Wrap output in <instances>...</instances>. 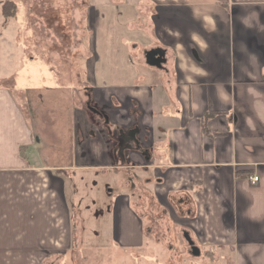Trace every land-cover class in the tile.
Listing matches in <instances>:
<instances>
[{
    "label": "crops",
    "instance_id": "crops-1",
    "mask_svg": "<svg viewBox=\"0 0 264 264\" xmlns=\"http://www.w3.org/2000/svg\"><path fill=\"white\" fill-rule=\"evenodd\" d=\"M129 4L89 5L87 73L66 60L81 113L70 129L74 164L30 165L17 134L15 79L0 87V264L77 257L82 232L61 176L77 171L118 179L111 210L120 248L161 244L153 202L172 229L174 257L193 256L188 234L213 260L264 264V0ZM157 48L166 53L162 68L146 61Z\"/></svg>",
    "mask_w": 264,
    "mask_h": 264
},
{
    "label": "rangeland",
    "instance_id": "rangeland-1",
    "mask_svg": "<svg viewBox=\"0 0 264 264\" xmlns=\"http://www.w3.org/2000/svg\"><path fill=\"white\" fill-rule=\"evenodd\" d=\"M3 1L0 0V4ZM122 1H18L16 17L9 19L0 9V77L16 71L11 95L14 104L21 108L22 121H16L19 127L17 134L22 137V143L29 146L25 153L31 166L57 167L75 163L69 160V154L75 152L77 134L74 130L73 138L70 129L78 126L77 119L81 113L73 105V93L69 90L73 82L68 79L72 72L66 60L69 63L72 58L83 76L87 73L86 64L92 60L88 56L93 54L86 29L89 5L93 8H118L128 2L132 5L137 0ZM12 83L10 80L4 85ZM25 127L32 132L29 138ZM112 174L61 172L66 181L67 201L73 218L77 215L76 222H79L82 232V245L77 257L70 258L74 252H69L64 264H174L175 259V264H228L221 256L220 260H213L205 249L200 257H174L167 246L171 243L169 238H174L172 229L159 219L161 215L153 202L148 204L147 210L161 244L144 250L117 246L113 239L111 204L121 190L115 183L118 179ZM178 248L182 249L179 242Z\"/></svg>",
    "mask_w": 264,
    "mask_h": 264
},
{
    "label": "water",
    "instance_id": "water-1",
    "mask_svg": "<svg viewBox=\"0 0 264 264\" xmlns=\"http://www.w3.org/2000/svg\"><path fill=\"white\" fill-rule=\"evenodd\" d=\"M165 54V50L161 48L148 51L146 53L147 64L152 67L162 68L163 65L166 63ZM185 238L191 247V254L194 257H199L201 255L200 249L195 245V243L188 234H185Z\"/></svg>",
    "mask_w": 264,
    "mask_h": 264
},
{
    "label": "trees",
    "instance_id": "trees-1",
    "mask_svg": "<svg viewBox=\"0 0 264 264\" xmlns=\"http://www.w3.org/2000/svg\"><path fill=\"white\" fill-rule=\"evenodd\" d=\"M0 9L1 12L3 14V16H5L7 19L9 18H15L16 14H17V10H18V1L16 0H4L1 4H0ZM15 75H16V71L14 70L12 74H10L7 77H3L1 78V86L0 87H5L7 89H11V85H4L5 82L7 81H14L15 79ZM239 175H244L242 172L238 173Z\"/></svg>",
    "mask_w": 264,
    "mask_h": 264
},
{
    "label": "built area",
    "instance_id": "built-area-1",
    "mask_svg": "<svg viewBox=\"0 0 264 264\" xmlns=\"http://www.w3.org/2000/svg\"><path fill=\"white\" fill-rule=\"evenodd\" d=\"M249 179H250L251 184H253V185H257L260 182L259 176H252Z\"/></svg>",
    "mask_w": 264,
    "mask_h": 264
},
{
    "label": "flooded vegetation",
    "instance_id": "flooded-vegetation-1",
    "mask_svg": "<svg viewBox=\"0 0 264 264\" xmlns=\"http://www.w3.org/2000/svg\"><path fill=\"white\" fill-rule=\"evenodd\" d=\"M18 1H20L21 3H23V1H27V0H18Z\"/></svg>",
    "mask_w": 264,
    "mask_h": 264
}]
</instances>
